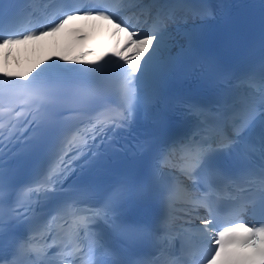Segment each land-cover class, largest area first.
Segmentation results:
<instances>
[{
	"label": "snow or ice",
	"instance_id": "snow-or-ice-1",
	"mask_svg": "<svg viewBox=\"0 0 264 264\" xmlns=\"http://www.w3.org/2000/svg\"><path fill=\"white\" fill-rule=\"evenodd\" d=\"M120 2L131 7L143 4V0ZM72 3L79 0L61 4L63 15L55 26L26 34L18 32L17 27L21 17L31 11L29 0H24L23 6L19 0H11L7 9L0 3V46L57 32L75 15H97L128 32L125 51L135 48L134 55L117 51L116 59L99 67L91 66L96 61L83 68L52 63L31 79L30 73L23 74L24 83L9 81V87L23 90L35 105L28 121L35 136L17 135L15 124L7 127L5 134V125L0 122V208L6 193L15 187L4 161L13 140L23 138L26 148L40 156L27 191L42 201L66 191L64 181L73 172L101 164L118 133L128 131L138 119L156 120L163 126L168 120L162 106L168 99L169 82L192 53L198 34L197 25L189 24V19L203 21L215 14L205 0L197 4L172 0L160 5L167 14L145 31L122 19L115 8L82 12ZM156 3L158 0H150V4ZM178 9L182 16H177ZM170 24L176 26L174 30H170ZM20 75L4 73L9 78ZM214 83L218 88L211 102L181 101L178 118L182 132L169 137L152 153L144 172L122 176L101 200L91 199L93 187L77 188L71 200L62 202L48 222L37 227L32 224V204L17 199L11 219L28 227L8 242L4 239L7 224L0 216V264H47L44 257L55 246L49 235L53 224L71 237V248L65 244L66 251L61 253L62 261L72 258L65 264H179L164 257L178 235L192 231L185 226L191 223L186 218L201 208L207 215L197 217L203 227L195 231L200 235L202 251L199 258L193 254L191 264H264V44L258 60L246 71L218 73ZM69 97L75 108L65 102ZM97 105L102 111L79 131L58 119ZM42 110L49 113V118H42ZM150 143L143 141L141 149ZM181 177L192 182L194 191H185ZM241 194L247 195L242 199ZM82 195L89 199H80ZM226 198L231 200L234 218L221 225L218 217ZM129 201L154 212L147 219L129 220ZM245 211L259 214L260 219L250 226L242 218ZM106 231L128 248L148 246L155 255L125 258L121 250L107 243Z\"/></svg>",
	"mask_w": 264,
	"mask_h": 264
}]
</instances>
